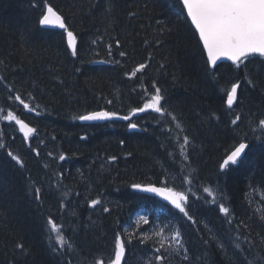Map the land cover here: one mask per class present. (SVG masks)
<instances>
[{"label":"trees","instance_id":"16d2710c","mask_svg":"<svg viewBox=\"0 0 264 264\" xmlns=\"http://www.w3.org/2000/svg\"><path fill=\"white\" fill-rule=\"evenodd\" d=\"M47 3L76 35V56L63 30L39 24L45 0H0V264H93L97 258L107 264L117 233L126 241L123 264H160L156 255L164 264H264V131L256 127L264 118V58L212 69L179 0ZM140 63L145 69L131 76ZM237 81L229 109L226 90ZM153 84L165 114L134 112L150 99ZM100 110L117 118L79 119ZM9 111L35 129L27 140L14 121L2 119ZM236 114L241 120L232 125ZM184 136L189 143L182 153ZM240 137L249 144L241 162L221 170ZM133 184L185 192L195 223ZM205 187L215 192V203ZM93 199L101 204L91 206ZM141 216L148 222L138 223ZM49 217L71 245L51 239L60 254L50 245ZM176 230L188 260L182 249L173 250ZM145 236L150 239L141 243Z\"/></svg>","mask_w":264,"mask_h":264},{"label":"snow or ice","instance_id":"6c2138e0","mask_svg":"<svg viewBox=\"0 0 264 264\" xmlns=\"http://www.w3.org/2000/svg\"><path fill=\"white\" fill-rule=\"evenodd\" d=\"M182 11L186 12V18H189L191 24L194 25L196 32L199 36V41L202 42L203 50L206 52V63L210 66H215L217 61L222 57H226L233 62V64L239 68L245 61L253 57L264 58V0H179ZM45 11H43L41 17L39 18L40 25L57 26L63 29L66 33L67 47L71 49V54L73 56L77 55V37L76 35L68 30V26L65 23L64 17L57 12L50 4L45 0ZM129 15H135L134 13H129ZM95 43V41H93ZM159 43V41H157ZM116 44L119 45L120 41L117 40ZM111 49L112 45L108 46ZM111 54V52H109ZM121 56L126 55V53L121 52ZM146 64H138L134 70L130 73L131 76H135L138 72L145 69ZM249 84H252L251 80H248ZM154 93L151 95L150 99H147L142 108L133 109L134 112H144L147 109H151L156 113L161 115L165 114V109L161 107V101L163 99L161 95V90L155 87L153 84ZM240 87V81L232 83L230 89L226 90V105L229 109L233 108L234 103L237 101V91ZM16 100L20 101L25 109L34 111L30 109V106L20 98V96L15 97ZM2 111V110H0ZM116 113H110L107 111L92 112L87 115L80 116L81 120H102L108 119L116 116ZM168 115H171L168 113ZM6 121H14L16 125L19 126V131L23 133V138L27 140L34 132L35 129L30 127L23 120L19 119L13 112L9 111L6 115L2 117ZM123 119L127 120L129 117L125 116ZM173 120L176 118L173 116ZM241 120L239 114L235 115V118L231 120L232 125H237L238 121ZM179 127V125H177ZM129 127L136 128V124H130ZM257 128L264 131V118L260 119ZM184 143L181 144V152L185 151V145L189 143V138L187 136L183 137ZM123 143V141H121ZM3 143H0V147H4ZM249 148L246 137H240L238 141L234 143L230 152L220 163L219 167L221 170L229 168L231 165H237L241 162L242 157ZM36 151V150H34ZM18 164L23 165V161L18 156H13L11 152L8 153ZM36 155L39 152L36 151ZM51 155V153H49ZM187 158V157H185ZM60 160H64L65 156L60 155ZM110 159L115 160L116 157H111ZM186 183H191L188 177L184 178ZM133 189L157 194L163 197L165 200L169 201L180 213H183L189 221L193 220V217L189 215L188 209L185 207L188 196L185 192H178L172 188L156 187L154 185H141L133 184ZM210 197H212V203H215V192L208 187L203 189ZM36 198L39 199L40 189H36ZM91 206H96L101 204L99 199H93L90 201ZM104 212H108V208L103 209ZM219 212L223 213L226 217H230V209L225 207L224 204L219 205ZM142 221L147 223V217L141 216L138 223ZM47 225L49 227L50 233H54V240L60 247H69L62 231V226L53 221L51 217L48 218ZM160 235V233H156ZM49 239H53L50 235ZM144 239H150V237L145 236L141 239V243ZM174 241L173 250L176 252L183 250L185 253L183 259L188 260L187 249L182 247L181 244V233L176 230L172 236ZM127 243H131V237H129ZM125 245L126 241L121 237L119 233L115 236L114 242V255L107 261V264H122V259L125 256ZM180 246V247H176ZM16 247L21 251H25L22 244H17ZM160 247H164V243L161 242ZM222 247V245H221ZM236 248H240V244H236ZM55 250V249H54ZM160 249H157L159 251ZM155 260L159 261L160 264H164L165 257L156 255ZM93 264H106L105 260L102 258H97L94 260ZM152 264V261H149Z\"/></svg>","mask_w":264,"mask_h":264},{"label":"water","instance_id":"95a60500","mask_svg":"<svg viewBox=\"0 0 264 264\" xmlns=\"http://www.w3.org/2000/svg\"><path fill=\"white\" fill-rule=\"evenodd\" d=\"M44 27H48V28H54V29H60L59 27H57V26H49V25H43ZM194 26V25H193ZM195 28V27H194ZM60 30H63V29H60ZM223 62H229V63H232L233 64V62L231 61V60H229L228 58H226V57H222L221 59H219L218 61H217V64L215 65V66H210L212 69H214V68H216L220 63H223ZM97 112H99V111H97ZM87 115V114H86ZM112 119H114V116L113 117H111V118H108V119H102V120H82V122H84V123H92V122H103V121H107V120H112ZM154 186H156V187H162V186H159V185H154ZM143 192V191H142ZM144 193H147V194H149V195H152V196H155V197H157L158 199H160V200H162V201H165V202H167L168 204H170L171 205V203L169 202V201H167V200H165L163 197H161V196H159V195H157V194H154V193H149V192H144ZM171 206H173V205H171ZM174 207V206H173ZM124 258H125V256L123 257V259H122V264H123V262H124Z\"/></svg>","mask_w":264,"mask_h":264},{"label":"bare ground","instance_id":"6f19581e","mask_svg":"<svg viewBox=\"0 0 264 264\" xmlns=\"http://www.w3.org/2000/svg\"><path fill=\"white\" fill-rule=\"evenodd\" d=\"M28 2V1H27ZM33 11V10H32ZM33 14V13H32ZM5 81V80H4ZM3 81V82H4ZM2 86V85H1ZM13 96V95H12ZM38 100V99H37ZM41 102V101H40ZM39 104V103H38ZM37 104V105H38ZM41 108V107H40ZM168 109V108H167ZM100 111H106V110H100ZM94 112H97V111H94ZM108 112V111H107ZM111 113V112H110ZM117 118V116H114V119H112V120H107V121H113V120H115ZM81 122H82V120H81ZM103 122H106V121H103ZM103 122H92V123H103ZM84 123V122H83ZM222 161H223V159H222ZM196 191V190H195ZM133 200V199H132ZM134 203V202H133ZM169 205V204H168ZM127 207H129V206H127ZM136 207V206H135ZM188 208V207H187ZM129 209V208H128ZM172 210V209H171ZM137 217V216H136ZM134 219H136V218H134ZM139 219V218H138ZM259 246V245H258Z\"/></svg>","mask_w":264,"mask_h":264},{"label":"rangeland","instance_id":"374dc122","mask_svg":"<svg viewBox=\"0 0 264 264\" xmlns=\"http://www.w3.org/2000/svg\"><path fill=\"white\" fill-rule=\"evenodd\" d=\"M53 239H54V238H53ZM53 239H52V240H53ZM52 240H50V245H51V246L53 247V249H54L55 246L53 245V241H52ZM54 251L57 252L58 254H60L57 250H54Z\"/></svg>","mask_w":264,"mask_h":264}]
</instances>
